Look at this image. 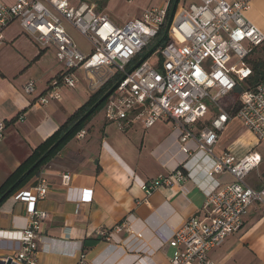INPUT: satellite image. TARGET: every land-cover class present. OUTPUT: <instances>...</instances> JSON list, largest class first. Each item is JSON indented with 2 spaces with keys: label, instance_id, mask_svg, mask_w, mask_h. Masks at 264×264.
Returning a JSON list of instances; mask_svg holds the SVG:
<instances>
[{
  "label": "crops",
  "instance_id": "obj_1",
  "mask_svg": "<svg viewBox=\"0 0 264 264\" xmlns=\"http://www.w3.org/2000/svg\"><path fill=\"white\" fill-rule=\"evenodd\" d=\"M1 1L12 5L17 0ZM195 1L181 0L177 8ZM69 2L74 7L91 4L117 26L141 19L151 9L168 8L170 3ZM122 8L132 12L129 20L121 21L118 17ZM247 18L264 32V0L253 1ZM16 22L5 28L0 43V124L6 127L0 143V187L92 95L82 81L74 90L62 86L60 101L40 106L38 98L47 92L50 82L63 68L43 66V54L48 49L36 45L38 50L27 55L18 51V46H23L21 34L25 33L19 22L22 32L15 31ZM260 50L261 59L256 62H264L263 45L251 56L252 68V59ZM29 81L36 84L32 95L24 93ZM100 113L103 115V109ZM97 115L86 127L83 139H72L37 177L13 195L31 191L41 176L49 183L47 197L36 204L37 210L47 214L37 264H82V255L85 264H171L169 239L190 218H204L207 194L230 185L233 177L224 172L210 178L212 160L198 151L195 142L181 143L180 131L172 120H161L150 129L138 123L122 132L104 117L96 120ZM17 116L18 120L11 123ZM185 146L189 154L183 151ZM252 151L259 153L262 162L247 177V184L262 189L264 142H259L233 116L219 134L214 155L231 153L242 158ZM178 170L187 178L185 183L162 186L149 196L142 190L141 182L148 183ZM64 174L72 177L71 192L62 184ZM12 197L0 208V258L19 248L15 237L28 222L29 206ZM90 240L93 242L87 245ZM208 258L213 264H264V206H251L242 227L212 249Z\"/></svg>",
  "mask_w": 264,
  "mask_h": 264
},
{
  "label": "built area",
  "instance_id": "obj_2",
  "mask_svg": "<svg viewBox=\"0 0 264 264\" xmlns=\"http://www.w3.org/2000/svg\"><path fill=\"white\" fill-rule=\"evenodd\" d=\"M253 1L196 0L177 8L168 30L169 42L155 52L160 62L152 66L147 60L133 63L159 36L168 8L151 9L141 19L120 27L88 3L74 7L69 0H17L7 5L0 0V43L5 28L17 21L40 49L55 48L56 59L65 71L62 79L51 81L47 92L38 98L40 106L60 101L62 86L77 89L84 81L96 92L120 74L123 78L103 107L106 122L126 132L138 123L150 129L161 120H172L180 131V142H195L198 151L212 160L210 178L224 172L232 175L230 185L207 194L205 217L190 218L169 239L171 264H213L209 252L242 227L251 206H264V188L247 184V177L262 162L259 153L252 151L238 158L231 153L216 157L213 152L219 134L233 117L220 101L253 76L251 56L264 45V32L247 18ZM64 23L89 42V53L73 42ZM35 89V82L29 81L24 93L32 95ZM240 103L235 117L264 142V80L244 90ZM215 107L217 111L212 110ZM5 129L0 124V143ZM85 134L83 130L77 138L83 139ZM182 149L190 153L186 146ZM71 179L70 174L62 176L69 192ZM186 181L178 170L141 182V188L149 196L162 186ZM48 191L49 183L41 176L31 191L12 197L29 206L28 222L15 237L19 248L1 257L0 264H37L47 214L37 210L36 204ZM144 201L147 203V198ZM83 259L84 255L81 263L85 264Z\"/></svg>",
  "mask_w": 264,
  "mask_h": 264
},
{
  "label": "trees",
  "instance_id": "obj_3",
  "mask_svg": "<svg viewBox=\"0 0 264 264\" xmlns=\"http://www.w3.org/2000/svg\"><path fill=\"white\" fill-rule=\"evenodd\" d=\"M181 0H170L168 7V18L166 25L161 29L157 39L143 51L134 61V65L146 61L148 57L164 47L169 42L168 30L171 26L172 19L177 11L178 4ZM62 70L57 79L61 80ZM123 78L122 75L116 74L105 86L94 92L88 101L79 109H77L67 121L59 128V130L42 143L33 154L7 179L5 184L0 187V208L8 201L16 192L27 185L33 178L40 174L41 169L47 165L58 153H60L66 145L77 135L86 129L91 120L103 109L108 96L113 91L114 86ZM264 80V62H256L253 65V76L245 83L237 85V87L229 94L233 97V101L227 105V111L235 116L240 109V97L244 90L253 89ZM18 120V116L11 120L14 123ZM98 241V240H97ZM93 241H87V245Z\"/></svg>",
  "mask_w": 264,
  "mask_h": 264
},
{
  "label": "rangeland",
  "instance_id": "obj_4",
  "mask_svg": "<svg viewBox=\"0 0 264 264\" xmlns=\"http://www.w3.org/2000/svg\"><path fill=\"white\" fill-rule=\"evenodd\" d=\"M118 11L119 12H117V15L121 19V21L129 20L133 15L132 12L128 10V8H122V9H119ZM13 26L16 28L15 31H21V28L19 27L18 22H16V24ZM64 27L66 31L68 32V34L70 35V37L72 38L73 42L80 48V50L84 51L85 53H89L91 51V46L89 42L79 32H77L74 28H72L66 23H64ZM21 36L23 37L22 38L23 46L21 47V45H19L18 51L24 52L27 55L31 51L34 52L38 50V47L36 46V44H34L28 36H26L25 34H21ZM260 54H262L261 50L255 54V56L252 59V63L255 64L257 59H261ZM43 55H45L44 60H43V66L48 67V68H58V69L60 67L63 68L62 65L59 64L56 59V50L54 47L49 48ZM147 61L150 65L157 66L160 62V56L158 53H154L150 57H148ZM67 89L74 90L70 88H67ZM93 93L94 92L91 91V94ZM212 93L214 94L215 91H213ZM231 101H233V97L228 95L220 101V105L224 109H227V105ZM212 110L217 111V108L215 107ZM100 112L98 113L96 120L103 119L104 116Z\"/></svg>",
  "mask_w": 264,
  "mask_h": 264
}]
</instances>
